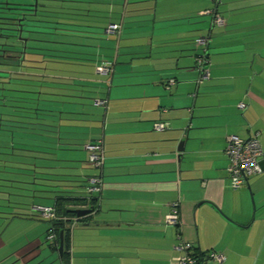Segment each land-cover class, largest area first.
<instances>
[{
    "label": "crops",
    "instance_id": "obj_1",
    "mask_svg": "<svg viewBox=\"0 0 264 264\" xmlns=\"http://www.w3.org/2000/svg\"><path fill=\"white\" fill-rule=\"evenodd\" d=\"M105 2L108 14L120 11V29L116 38L96 35L94 62L47 64L65 84L45 88L52 131L45 142L57 148L49 157L55 165H46L78 175L79 190L89 175L102 182L89 218L71 226L68 260L61 252L59 263L174 264L188 242L221 256L201 264H264V172L233 189L224 152L227 136L257 133L264 170V0ZM200 37L205 46L195 43ZM95 60L111 61L108 78L94 74ZM94 140L103 146L100 168L84 148ZM174 202L175 225L166 222ZM47 239L53 243L46 230ZM31 241L25 251L13 243L0 264H45Z\"/></svg>",
    "mask_w": 264,
    "mask_h": 264
},
{
    "label": "trees",
    "instance_id": "obj_2",
    "mask_svg": "<svg viewBox=\"0 0 264 264\" xmlns=\"http://www.w3.org/2000/svg\"><path fill=\"white\" fill-rule=\"evenodd\" d=\"M99 4L105 7L108 3L105 0H0V103L1 101L3 102L0 105L6 106L8 109L5 113L0 112V123H12L14 121L9 118L13 119L16 116L27 118V120L30 118L29 120L32 122L28 124L33 126H20L19 123L23 122L19 121H15V124H17L15 127L7 125L11 126L14 130H6V132H11V136H13L7 143H4L7 145L5 148L8 149L4 154L8 155V157L14 155V152L11 155L10 152L12 150L14 151L15 142L19 145L21 143L23 144L26 135L32 134L35 144L30 143V146L34 145L35 148L33 147L34 149L31 152H37L36 155L30 156L25 155V153H18L17 156L20 158V161H13L12 163L21 165L16 168L8 167L10 168L9 170H20V173L26 175V177H30L29 180L26 178L27 181L25 182L21 181L22 183L36 184L38 186L47 185L48 188L54 189L45 190L46 193H57L54 194L55 199L53 205L50 206L54 210V216L52 218H45L35 210L39 213V217L50 223L47 234L53 236L51 238L53 242L51 244L52 250H58L59 232L60 230L63 231L62 260L65 258L68 260L67 248L70 245L71 226L75 221L87 220L90 215L77 216L70 210L77 208L94 209L97 198L93 197L92 193L87 191L88 179L94 175L87 176L82 186L83 190H79L83 180L76 178L78 175L59 173L56 166L46 165V162L53 161V158L49 157L53 155L57 148L53 146V144H56V141H52L49 138L45 142V132L52 134V131L47 128L49 126L46 123L47 121H51L49 118L51 114H45V111L48 112L44 104L45 94H47L45 93V88L49 87L58 90L60 84H65L55 78L57 77L55 75L59 72L58 68H50L47 64L61 62L62 60L68 59L69 56L46 54L45 51L53 50L46 49L45 46L48 47V45L45 43L59 44L61 43L59 39L62 36H80L100 40L101 37L97 36L104 35L107 24L119 21V15H115L117 13L120 14V11L115 9L114 15L112 16L102 6L100 8L95 7ZM113 5L115 8H120L121 2L114 3ZM109 19L112 22L107 23L110 21ZM81 32L86 35H80L79 33ZM116 35L112 34V37ZM80 46L85 49L84 52L80 53L82 56L73 59L94 62L96 54L91 52L89 47L94 48L97 46L86 44ZM55 52H58V50H54ZM95 62V75H97L95 73V67L97 65L102 63H110L113 65L111 61L95 60ZM30 68L39 69L40 71L33 72L34 70L31 71L29 70ZM29 81L34 84H29ZM32 87L34 90L31 89ZM4 91H13L16 93L30 92L35 94L36 98H34L32 103L24 101H30V98H26L27 96H18L16 99L20 100H16L18 104L14 105L13 102L15 101L9 100L10 103L6 102L5 98H8V96L5 95ZM3 116L5 119H3ZM15 132H17L16 136L14 135ZM18 133H21V135H18ZM9 145L10 147H8ZM38 147L45 148V152L42 149H38ZM18 149L26 152L24 148ZM41 152L45 153V155H40ZM8 161L11 163L9 159ZM0 162L3 164L7 163L5 160H0ZM88 162H90L89 159ZM8 173L10 172L8 171ZM0 181H2V178ZM4 181L16 182L13 179ZM35 197L39 196L35 195ZM9 214L13 217L28 215L26 212H10ZM190 251L189 254L195 260V264H201L207 259H210H206L207 253L199 252L194 246H192ZM63 264L67 263L65 262Z\"/></svg>",
    "mask_w": 264,
    "mask_h": 264
},
{
    "label": "rangeland",
    "instance_id": "obj_3",
    "mask_svg": "<svg viewBox=\"0 0 264 264\" xmlns=\"http://www.w3.org/2000/svg\"><path fill=\"white\" fill-rule=\"evenodd\" d=\"M95 7L100 8L101 5H96ZM80 35H86L83 34L82 32L79 33ZM61 43L59 44H52V43H45L48 45V47L45 46L46 49H52L53 51H45L46 54H57L59 56H69L68 60L69 62L67 63H53L56 67H60L63 65L67 66H73L76 64V61L79 59H73V58H80L82 54L81 52H84L82 50V46L80 45H93L91 42L93 39L90 38H85V37H69V36H62L59 39ZM70 43V44H69ZM72 44V45H71ZM78 44V45H76ZM54 50H58V52L54 53ZM83 58V57H82ZM90 63V61H88ZM29 70L33 72H38L40 71L39 69H32L30 68ZM59 73V72H58ZM29 84H34L33 82L29 81ZM16 87V86H14ZM31 87V86H29ZM34 90V88H31ZM5 95L8 96L6 99L7 103H10L9 100L15 101L13 102L14 105H17L18 102L16 100V97H23L27 96L26 98H30V101L24 100L27 102H32L35 97V94H32L30 92L26 93H16L13 91H4ZM20 103V102H19ZM43 103V102H42ZM0 104H3L1 101ZM45 104V102H44ZM22 105V104H20ZM94 106V105H91ZM7 107L0 105V112H7ZM7 118V117H6ZM3 119L4 116H3ZM8 119V118H7ZM14 122L12 123H7V122H1L0 124L2 125L0 127V160H5L6 162L8 159L11 161V163L7 162L3 164L0 162V179L2 178V181H0V246L2 248L0 249V253L7 251V250H13L15 249L14 246L12 245L13 243H16L18 241L17 247H21L22 244L25 246L21 247L19 251H25L26 249V241H29L32 239L29 244L33 243V245L39 246L40 247V252L45 253V264H60L59 263V252L56 250H52L51 248V240L47 239L46 240V230L50 227V223L46 221L45 219H42L39 217V213L35 210L34 206H43V204H53L54 202V194L57 193H46L45 190H53L54 188H48L47 185H36V184H25L22 183L21 181H27L29 180L30 177H26V175L20 173V170H9L10 167H18L21 164L18 163H12L13 161H20L19 157L17 156L18 153H25V155H36L37 152H31L32 149H34V145L30 146V143L35 144V140L32 138V134H27L24 143L22 144H14V151L12 150L10 152V155L12 152H14V155H11L8 157V155L4 154L8 149L5 148L7 145L4 143H7L9 139L13 136H11V132H6V130H14L11 128V126H16L15 121L23 122L19 123L20 126L23 127H33L31 126L29 119L27 118H21V117H16L11 119ZM11 125V126H7ZM31 132V131H30ZM14 135H17V132L14 133ZM18 135H21V133H18ZM33 139V140H32ZM19 141L18 139H16ZM3 144V145H1ZM10 144V143H9ZM45 145V144H44ZM10 147V145L8 146ZM34 147V148H33ZM18 148H24L26 152H22ZM10 149V148H9ZM42 149L43 152H45V148H39ZM40 151V150H39ZM41 152L40 155H45V153ZM51 165H55L54 162H51ZM91 165L92 163L89 162ZM92 166V165H91ZM8 171L10 173H8ZM49 177V176H48ZM27 178V179H26ZM13 179L16 182H9V181H4V180H11ZM32 183L31 181H29ZM49 183V182H45ZM36 190V191H34ZM60 190V189H58ZM39 196V197H35ZM42 196V197H41ZM10 212H18V213H25L28 214L27 216H22V217H13L10 215ZM27 218V219H26ZM22 241V244H19V242ZM28 244V243H27ZM32 245V246H33ZM9 262V261H8ZM43 262V261H42ZM41 264V263H40Z\"/></svg>",
    "mask_w": 264,
    "mask_h": 264
},
{
    "label": "built area",
    "instance_id": "obj_4",
    "mask_svg": "<svg viewBox=\"0 0 264 264\" xmlns=\"http://www.w3.org/2000/svg\"><path fill=\"white\" fill-rule=\"evenodd\" d=\"M214 20L216 23L221 22V19L218 17L214 18ZM119 29L120 24L113 22L107 25L105 32L108 34H116ZM206 42V38L203 37L195 40V43L200 46H205ZM204 63V56H198L196 59V65L201 72V78L207 77V71L205 70ZM111 72L112 65L110 63H102L95 67V73L103 78H108ZM95 101V103L99 105H104L105 103V100ZM240 106L244 107L242 103ZM155 128L163 129V124L156 123ZM102 147V142L100 140H94L84 145V148L88 151V159L90 163H92V165L96 168H100L103 165L104 156ZM224 152L228 160L227 170L231 187L233 189L245 185L249 176L264 172L260 165L262 149L257 133L251 135L247 139H241L236 135L227 136ZM101 184L102 182L99 176H91L88 179L87 191L91 193L101 192ZM177 205V202L172 204L171 212L166 218L167 223L175 225L179 222ZM36 210L45 218H52L54 216V210L50 206H36ZM48 237L52 238L53 236L48 235ZM178 248L182 251V254L175 258L174 264H195V260L189 254V252H191L190 250L192 248V244L185 242L180 244ZM206 258L220 260L221 256L214 252H208Z\"/></svg>",
    "mask_w": 264,
    "mask_h": 264
},
{
    "label": "water",
    "instance_id": "obj_5",
    "mask_svg": "<svg viewBox=\"0 0 264 264\" xmlns=\"http://www.w3.org/2000/svg\"><path fill=\"white\" fill-rule=\"evenodd\" d=\"M177 149L179 151L182 150L181 141H179V146ZM70 211L74 212L77 216H84V215L90 214L93 211V208H77V209H72ZM62 232H63L62 230H60V232H59V240H58V252H59V254H61L62 246H63V234H62Z\"/></svg>",
    "mask_w": 264,
    "mask_h": 264
}]
</instances>
